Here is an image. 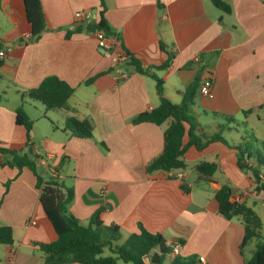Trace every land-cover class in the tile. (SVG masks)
<instances>
[{"label": "crops", "instance_id": "1", "mask_svg": "<svg viewBox=\"0 0 264 264\" xmlns=\"http://www.w3.org/2000/svg\"><path fill=\"white\" fill-rule=\"evenodd\" d=\"M40 1L47 30L27 44L20 41L29 35L22 0L6 2L18 21L0 34L12 56L0 66V78L7 81L0 89L14 90L19 102L0 103V146L35 156L43 179L71 188L67 210L81 224L98 210L102 224L116 225L121 239L138 232L140 224L159 233L167 246L182 241L165 257L169 261L178 254L194 256L198 264H244L257 239L240 247L242 217L220 216L214 193L228 185L233 200L256 213L264 238V191L256 189L264 178L256 184L250 172L239 169L236 151L219 141L185 151L182 179L175 177L179 170L147 172L146 164L162 150L170 120L160 125L130 121L158 105L155 78L136 72L128 61L104 58L92 33L66 37L78 13L89 11L95 20L98 0ZM224 1L227 13L210 0H160V5L157 0H104L105 17L118 36L114 44L162 80L163 96L172 103L181 102L190 84L211 79L210 94L201 96L197 89L190 105L196 134L220 133L230 145L247 142L248 163L264 177V165L257 162L258 154L264 156V0ZM167 60L166 68H154ZM48 76L73 87L72 110H47L21 96ZM18 106L33 121L28 140L15 123ZM69 117L89 120L91 138L74 136L65 127ZM187 139L185 133L182 142ZM204 161L217 165L211 180H199L194 170ZM38 193L28 168L0 166V225L10 226L13 236L12 244H0V264H39L44 253L35 242L56 239Z\"/></svg>", "mask_w": 264, "mask_h": 264}, {"label": "trees", "instance_id": "2", "mask_svg": "<svg viewBox=\"0 0 264 264\" xmlns=\"http://www.w3.org/2000/svg\"><path fill=\"white\" fill-rule=\"evenodd\" d=\"M211 3L223 12H229L230 6L224 0H210ZM160 5V0H157ZM24 18L29 26V35L21 42L27 44L37 41L43 32L47 30L45 15L40 0H22ZM106 5L104 0H98L97 13L94 22L75 16L72 29H66V37L73 33L99 31L104 39L113 44L118 39L109 27L106 17ZM162 47V46H161ZM6 47L0 40V50H4L5 55L0 57V66L5 60L12 58L5 51ZM128 55V62L133 65L136 72L147 74L155 78L156 91L159 97L158 105L145 112H141L131 119V123L150 122L160 125L166 120H170L168 127L163 132V146L161 152L146 164V171L171 172L185 168L183 155L185 151L194 146L197 150H202L208 143L219 141L230 146L236 151L237 165L240 170L250 172L253 181L260 182L259 169L249 165L248 160L249 144L239 143L230 145L220 133L209 135L196 134L198 124L194 116L190 113V105L193 103L195 93L199 84H190L182 93V100L175 104L163 96V82L149 68H145L131 54ZM169 64V60L154 67L164 69ZM93 78L85 81L89 83ZM73 92V87L55 76L45 77L37 87L20 91L21 96L32 100H37L48 109L72 110L68 101ZM247 114V112H244ZM15 123L23 126L26 131V138L29 139V132L33 121L27 116L22 106L15 108ZM186 125L188 128L186 129ZM65 127L76 137L91 138L92 125L87 119L79 120L69 117L65 121ZM188 139L182 142L184 134ZM2 159L0 166L7 165L21 169L28 168L35 177V186L38 189L39 204L51 223L56 239L52 242H35L44 253V257L39 264H119V261L130 264H164V258L171 254V247L165 244V240L159 233H151L139 224L138 232H133L125 239H121L116 225L104 226L99 218V211H95L87 224H81L73 215L68 213L67 205L73 198L71 188H65L53 178L43 179L37 172L35 156L30 157L27 153H21L14 149L0 146ZM257 162L264 165V156L258 154ZM217 165L214 162H200L194 166L199 180H211ZM7 187V184H5ZM184 191H189V187L181 184ZM257 190L264 191V183L256 187ZM217 202V213L225 219L234 216H241L244 223V236L240 247L243 248L247 242L256 238L255 250L251 258L244 264H264V238L258 232L261 222L253 211L245 203L233 200L232 189L224 184L214 193ZM12 229L8 225H0V244H12ZM179 243H182L179 242ZM103 249H107L109 255L103 256ZM168 264H198L194 256L183 257L175 254Z\"/></svg>", "mask_w": 264, "mask_h": 264}, {"label": "built area", "instance_id": "3", "mask_svg": "<svg viewBox=\"0 0 264 264\" xmlns=\"http://www.w3.org/2000/svg\"><path fill=\"white\" fill-rule=\"evenodd\" d=\"M76 16H78L80 19L85 20V21H88L91 19V13L89 11L80 12ZM93 35L96 39L97 48L104 58L111 60L113 63H118L121 61H128V58H129L128 55L120 47L116 46L111 41L104 39L102 37L101 32L95 31ZM4 55H5L4 50H0V57ZM211 85H212V81L210 78L204 79L199 84L198 94L201 96H208L211 91ZM175 177L178 179H182L183 177L182 170H179L178 173L175 175ZM263 178L264 177L260 175V179H263ZM179 246H180L179 241H173L170 247L173 252H177ZM199 261L203 262L204 258L199 257Z\"/></svg>", "mask_w": 264, "mask_h": 264}, {"label": "rangeland", "instance_id": "4", "mask_svg": "<svg viewBox=\"0 0 264 264\" xmlns=\"http://www.w3.org/2000/svg\"><path fill=\"white\" fill-rule=\"evenodd\" d=\"M7 0H1L0 1V23L2 21L3 24L0 25V34L4 30H10L14 29V21H18V16L14 13V8L6 4ZM7 82L5 79L0 78V86ZM18 103L19 102V96L16 95L15 91L9 88L6 89H0V103L2 104H10V103ZM102 255L106 256L109 255V252L107 249H103ZM169 259L168 257L164 259V263H168ZM119 264H129V263H123L119 261Z\"/></svg>", "mask_w": 264, "mask_h": 264}, {"label": "water", "instance_id": "5", "mask_svg": "<svg viewBox=\"0 0 264 264\" xmlns=\"http://www.w3.org/2000/svg\"><path fill=\"white\" fill-rule=\"evenodd\" d=\"M94 13H95V9H94ZM92 22H94V20Z\"/></svg>", "mask_w": 264, "mask_h": 264}]
</instances>
